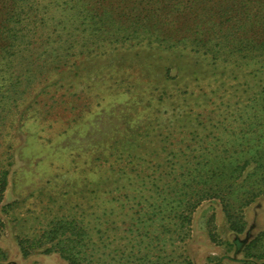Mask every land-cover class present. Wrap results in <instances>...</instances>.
<instances>
[{"label":"rangeland","instance_id":"rangeland-1","mask_svg":"<svg viewBox=\"0 0 264 264\" xmlns=\"http://www.w3.org/2000/svg\"><path fill=\"white\" fill-rule=\"evenodd\" d=\"M236 7V21L220 26L202 9L185 42L86 52L24 103L0 102V171L12 164L13 196L3 203L14 202L0 213V248L10 264H68L40 252L48 244L27 259L17 247V236L38 237L60 220L91 231L98 247L130 254L132 264L245 263V245L264 229V196L242 205L240 183L228 201H199L204 189L234 182L230 155L242 163L259 138L247 128L263 119L264 0H229L226 17ZM169 199L172 211L156 208Z\"/></svg>","mask_w":264,"mask_h":264},{"label":"trees","instance_id":"trees-1","mask_svg":"<svg viewBox=\"0 0 264 264\" xmlns=\"http://www.w3.org/2000/svg\"><path fill=\"white\" fill-rule=\"evenodd\" d=\"M228 2L229 0L212 4L208 0H0V77L4 80L0 89L5 88L7 92V95L1 92L0 102L8 98L12 102L18 101V104L24 103L26 95L32 89L44 87L51 80L52 72L69 66L72 58L83 56L86 52H100L108 45L121 44L124 47L166 44L169 41L171 44L185 42L195 32V23L205 15L204 10L207 12L204 18L208 24L214 23L215 19L219 26L224 24V20L236 21L241 12L237 7L231 8V16L228 13L226 17ZM175 16V19H171ZM176 20L179 21L178 27L167 29V24ZM243 24L246 27L247 24ZM262 110L260 126L254 123L247 128L251 135H259L258 141L254 142L255 147L250 149L245 145L247 150H244V146L240 144L238 154L243 150L246 154L242 163L235 153L230 155L231 160L227 165L232 168L229 178L234 182L229 186L217 184L216 188L204 189L201 195L197 193L199 201L206 194L228 201L229 195L240 183L242 205L253 201L257 196H264V106ZM234 152L237 153V150ZM95 159L99 160L100 156L96 155ZM250 164L253 166L251 170H247L243 181H237L243 175L244 168ZM11 167L12 164L8 162L0 171V213H6L14 203H3L6 197H13L10 188ZM170 204L169 199L164 206L160 204L156 208L162 209L166 205L172 211L174 206ZM190 206L193 207L192 213L195 205L187 203V209ZM225 215L233 230L238 233L244 230L245 225L240 224L239 217L228 209H225ZM166 217H169L168 212ZM151 218L153 217L150 216ZM179 218L182 225L191 222V215L181 213ZM157 221L152 219V223L146 224V236ZM2 225L0 219V227ZM90 233L91 231L74 225V220H60L38 237L17 236V247L23 259L29 258L37 249L48 244L40 252L57 253L68 264L133 263L129 258L130 254L126 258L119 257L117 248H109L108 244H104V248L98 247L95 239L99 237ZM162 238L161 233L155 236L158 241ZM244 250V264H264V229L245 245ZM0 264H10L7 253L1 248ZM152 264L161 263L155 261ZM185 264L192 263L188 261Z\"/></svg>","mask_w":264,"mask_h":264}]
</instances>
